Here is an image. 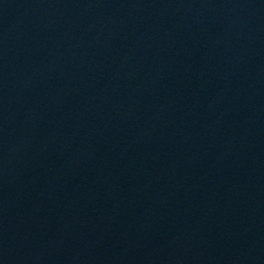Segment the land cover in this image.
<instances>
[{"label": "water", "instance_id": "95a60500", "mask_svg": "<svg viewBox=\"0 0 264 264\" xmlns=\"http://www.w3.org/2000/svg\"><path fill=\"white\" fill-rule=\"evenodd\" d=\"M0 264H264V0H0Z\"/></svg>", "mask_w": 264, "mask_h": 264}]
</instances>
